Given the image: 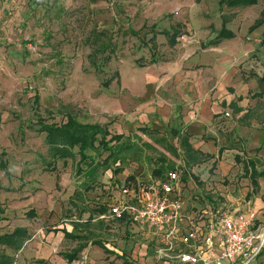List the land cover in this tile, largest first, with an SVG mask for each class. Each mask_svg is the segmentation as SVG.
<instances>
[{"label": "rangeland", "instance_id": "374dc122", "mask_svg": "<svg viewBox=\"0 0 264 264\" xmlns=\"http://www.w3.org/2000/svg\"><path fill=\"white\" fill-rule=\"evenodd\" d=\"M221 1L105 0L91 4L86 0H21L5 5L0 0V154L6 152L4 160L10 171V176H6L0 170V201L5 209L0 234L12 233L18 227L29 233L20 251L7 249L15 257L14 264H39L41 260L47 264H68L65 256L86 242L65 237L64 230L91 238L72 264H154L151 258L155 255L147 250L151 247L150 238L128 243L124 233L105 221L96 220L88 226L85 222L91 214L97 216L96 211L106 207L109 198L118 196L116 186L125 181L122 174H114L118 166L103 174L95 188L83 192L77 206L73 205L71 198L86 179L77 174L80 157L59 160L53 165L45 134L39 131L37 123L41 119L60 125L72 115L84 124L107 126L113 135L135 132L144 142L151 143L139 128L130 131L128 122L134 119L135 110L138 112L144 77L148 72L161 71L160 67L171 61L169 37L161 33L177 31L180 37L188 36L183 24L185 16L192 23L200 20L219 26V13L232 11L228 10L231 7L226 0L222 4ZM253 9L246 20L237 23L244 32L245 24L264 10V0H259ZM263 27L250 32L254 34L253 40L259 35L263 38ZM95 28L114 32L117 52L110 60L106 55L90 56L93 51L89 37ZM129 29L142 31L141 36H125ZM151 31L156 35L154 47L149 42ZM166 40L167 44H163ZM153 53L160 67L149 68L154 63ZM256 107V120L264 128V98L258 99ZM165 135L178 147L172 133ZM139 145L143 148L138 153L140 161L127 160L123 171H141L148 178L161 165L160 157L142 143ZM239 145H244L243 141ZM251 152L252 156H248L244 148L240 157L263 160V146ZM89 155L96 162L107 157L106 153L101 156L93 151ZM172 159L177 168L183 167L180 157ZM217 165L210 161L190 170L188 178L183 177L185 197L198 194L192 199L200 206L196 210L201 209L203 197L217 203L225 201L217 192L218 187L225 189V195L236 196L237 190H229L245 179L243 174L235 176L231 172L219 180L215 177ZM236 166L243 169L244 165L238 161ZM92 241L102 243L111 254L103 253ZM136 245L139 249L134 253Z\"/></svg>", "mask_w": 264, "mask_h": 264}, {"label": "crops", "instance_id": "0c3cea01", "mask_svg": "<svg viewBox=\"0 0 264 264\" xmlns=\"http://www.w3.org/2000/svg\"><path fill=\"white\" fill-rule=\"evenodd\" d=\"M257 5L238 8V10L231 7L228 9L232 10L229 13L224 10L219 13V26L214 25L212 21V23H206L199 20L198 23H192L185 16L183 24L189 35L177 37L176 44L170 49L169 63H164V67H160L161 63H157L156 60L149 67L159 66L161 71L148 72L144 77L138 112L135 110L134 119L131 118L130 123L128 122L130 131L146 127L158 130L164 135L168 132L172 133L178 142L179 137L188 135L195 149L214 157L211 161L218 163L215 177L219 180L227 177L231 172L235 176L239 173L243 174L245 179L229 190L230 192L237 190L236 196L225 195L222 193L225 189L218 187L217 192H221L220 195L225 198V201L217 203L203 197L201 208L204 209L210 205L214 212H231L229 209H232V212L247 217L255 214L253 230H258L260 223L264 222V179H258L259 191L249 197V194L253 192V185L244 172V166L240 169L236 166V162L238 157L243 165L252 160L240 157L244 155V148L248 156H252L253 149L262 146L264 148V128L259 126L257 117L249 119L247 125L239 122L249 111L257 113L256 105L259 97L256 95L264 93V44L260 35L253 40L254 34L251 35L249 32L263 10L245 24V32L242 29L243 26L240 27L237 23L246 20L248 13ZM223 27L232 32L234 38L218 40L217 37ZM165 42L167 44V40L163 44ZM233 106L242 109V112L235 114ZM131 116L133 115L130 114ZM133 123L137 126H133ZM242 141L244 145L240 147L239 143ZM221 148H224L222 154ZM179 153L180 162L184 168L182 152L179 151ZM262 159L264 160V157ZM242 160L246 162L242 163ZM138 173L143 174L141 171L129 173L128 170L120 174L125 176V181H128ZM151 175H153L152 172ZM197 195L192 193L187 197L186 206L191 210L190 213L200 208L198 203L192 201L193 197H198ZM99 217L93 221L101 220ZM78 222L81 223V220ZM256 222L259 223L258 226ZM110 226L124 233V237L127 236L129 239L126 241L128 243L134 242L131 240L135 239L150 238L151 247L147 250L153 256L155 255L158 243L149 229H142L131 222L129 224L115 223ZM138 249L139 246L136 245L134 253ZM101 251L104 253L103 249ZM151 259L154 260V264H180L177 261H160L156 256ZM255 264H264V252Z\"/></svg>", "mask_w": 264, "mask_h": 264}, {"label": "trees", "instance_id": "16d2710c", "mask_svg": "<svg viewBox=\"0 0 264 264\" xmlns=\"http://www.w3.org/2000/svg\"><path fill=\"white\" fill-rule=\"evenodd\" d=\"M91 4H97L105 0H86ZM21 2V1H19ZM227 5L234 7L235 5L239 7H247L257 5L259 0H226ZM224 3V0L220 2ZM259 26H264V10L261 12L260 17L254 25L249 29L252 32L255 28ZM146 28V25L143 29ZM142 31H134L129 29L126 31L125 36L138 37L141 36ZM152 38L149 40L152 46H156V35L151 31ZM161 34L169 37V45L173 47L176 44V39L178 37V32L174 31L172 34L169 32H162ZM234 34L228 31L225 27L219 33L217 39H232ZM90 45L93 53L90 55H106L107 59L114 56L117 52V44L114 40V32L110 30H100L94 29L89 37ZM262 44H264V35L262 38ZM156 54H152V62H155ZM256 97L264 98V93L256 95ZM36 106L39 105V98L36 96L35 99ZM235 114L242 112V109L233 106ZM38 108V107H36ZM255 111H249L246 113L242 119H240V124L247 125V121L251 118L256 117ZM39 131L45 134V143L48 147L49 157L54 163L59 160H75L77 156L80 157L78 162L77 174L86 177L85 181L82 183L79 190H76L74 196L71 198V203L77 206L78 200H81L83 192H89L95 188L99 183L100 177L107 171H110L113 166H118L115 169L114 174H120L123 172L124 168L122 165L127 160H132L138 162L141 159V155L138 153L143 149L140 147L139 143L152 152L156 153L160 157V166H156L151 172L155 176H162L169 170H175L176 163L172 158L180 157L179 151L182 152L183 162L185 167L180 168L183 171V176L188 178L189 171L195 167L201 166L210 162L214 157L197 150L190 143V137L188 135H183L179 137L178 147L172 144L166 135L162 134L158 130H152L150 128H139L138 131L149 138L150 142H144L142 137L131 132L129 135L116 134L113 135L107 126H102L100 124H84L77 120L75 116L68 115L67 121L58 125L55 123L49 124L44 120L39 119L38 121ZM20 130L23 133V123H20ZM77 150V152L75 151ZM93 151L99 155L107 154V157L103 161L96 162L90 155L89 152ZM143 151V150H142ZM224 148L220 149L222 154ZM6 152L3 151L0 154V170L5 173L6 176H10V171L8 168V163L4 158L6 157ZM241 162V159H237ZM82 164L86 165V168L82 167ZM260 168V170H259ZM54 169V167L52 168ZM244 172L250 178L253 185V192L249 194V197L257 194L259 191L258 179H264V161L261 159H252L244 163ZM209 199V198H208ZM106 207H102L100 211H96L97 216L91 214L87 221L90 225L94 219L106 212ZM5 213V209L0 201V220L1 215ZM34 216V211L31 212ZM80 220V219H79ZM80 223V222H79ZM81 224V223H80ZM76 229H80L79 225H76ZM65 237H69L74 240L84 241L86 243H81L77 248L73 249L72 253L65 256V260L68 264H72L78 257V255L87 248V245L91 238L85 237V235H74L67 231H63ZM29 239V233L27 229L18 227L12 233L0 234V264H14L15 257L7 253V249L18 252L20 251L26 241ZM94 245L102 248L105 253L111 254V252L100 242L92 241ZM39 264H47L45 261H38Z\"/></svg>", "mask_w": 264, "mask_h": 264}, {"label": "built area", "instance_id": "2783aa9c", "mask_svg": "<svg viewBox=\"0 0 264 264\" xmlns=\"http://www.w3.org/2000/svg\"><path fill=\"white\" fill-rule=\"evenodd\" d=\"M21 0H2L11 4ZM184 38V37H182ZM141 173L117 185L118 196L106 202L99 218L110 225L137 224L157 239L155 256L180 264H255L264 252V223L253 230L255 214L214 212L211 206H186L180 168L162 176Z\"/></svg>", "mask_w": 264, "mask_h": 264}]
</instances>
